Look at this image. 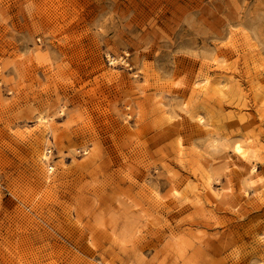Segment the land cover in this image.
I'll return each mask as SVG.
<instances>
[{
	"label": "rangeland",
	"instance_id": "1",
	"mask_svg": "<svg viewBox=\"0 0 264 264\" xmlns=\"http://www.w3.org/2000/svg\"><path fill=\"white\" fill-rule=\"evenodd\" d=\"M0 264H264V0H0Z\"/></svg>",
	"mask_w": 264,
	"mask_h": 264
},
{
	"label": "bare ground",
	"instance_id": "2",
	"mask_svg": "<svg viewBox=\"0 0 264 264\" xmlns=\"http://www.w3.org/2000/svg\"><path fill=\"white\" fill-rule=\"evenodd\" d=\"M202 88L206 89L207 86L204 85ZM39 120L41 121L43 119H39ZM196 121L201 123L203 120L201 117H198ZM231 151H232L233 155H235V157L238 158L239 160H241L243 162L245 160H247L248 148H244L242 146V144H240L239 142H233L231 144ZM248 175L249 176L247 178V181L249 183H251L254 192H256L258 186L262 184V177L260 175L256 174L254 167H251L248 170ZM250 175H253V176L250 177ZM231 193H232V185H231L229 179L226 178L225 186H224V188H222V192L220 194V196H221L220 199H224V198L228 197ZM124 227H125V233H129L132 236H137L138 234H140V231L138 230L137 227H131V226H127V225H125Z\"/></svg>",
	"mask_w": 264,
	"mask_h": 264
}]
</instances>
